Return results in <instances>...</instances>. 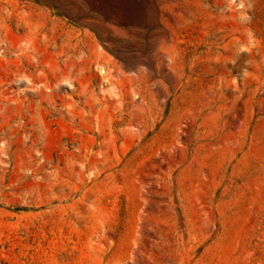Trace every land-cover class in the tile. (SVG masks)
Returning <instances> with one entry per match:
<instances>
[{
  "label": "rangeland",
  "instance_id": "obj_1",
  "mask_svg": "<svg viewBox=\"0 0 264 264\" xmlns=\"http://www.w3.org/2000/svg\"><path fill=\"white\" fill-rule=\"evenodd\" d=\"M0 264H264V0H0Z\"/></svg>",
  "mask_w": 264,
  "mask_h": 264
},
{
  "label": "bare ground",
  "instance_id": "obj_2",
  "mask_svg": "<svg viewBox=\"0 0 264 264\" xmlns=\"http://www.w3.org/2000/svg\"><path fill=\"white\" fill-rule=\"evenodd\" d=\"M101 63V62H100Z\"/></svg>",
  "mask_w": 264,
  "mask_h": 264
}]
</instances>
